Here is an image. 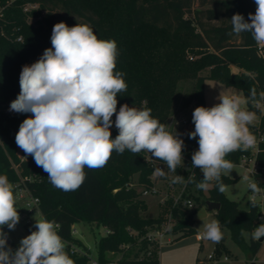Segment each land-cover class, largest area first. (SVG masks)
I'll list each match as a JSON object with an SVG mask.
<instances>
[{"label":"trees","instance_id":"trees-1","mask_svg":"<svg viewBox=\"0 0 264 264\" xmlns=\"http://www.w3.org/2000/svg\"><path fill=\"white\" fill-rule=\"evenodd\" d=\"M27 4H37L38 8L25 11ZM256 7L254 0H0V175L6 174L12 184L21 179L26 181L32 194L40 199L44 218L59 224L58 234L65 241L74 264H90L91 260L89 248L72 233L74 224L80 222L106 228V234L96 242V258L100 264L111 263L108 255L112 252L123 253L119 264H160L156 256H142V251L150 250V241L146 238L140 248L134 247L136 239L132 232L146 234L150 229L161 228L166 221L167 207L160 217L144 216L148 205L142 195L155 184L152 173L156 167L167 172L166 178L156 180H169L173 172H168L163 161L154 157L147 159L146 152L134 155L126 150L123 154L113 152L103 168H85L86 178L77 190L65 192L55 188L31 156L20 158L18 155L15 135L23 120L32 115L9 111L10 103L20 93L22 67L36 62L46 48L52 47L50 37L56 23L63 21L69 27L87 24L98 39L117 43L119 55L115 70L125 73L127 84V90L117 96V111L123 104L138 109L147 107L152 109L154 118L167 126L181 80H194L185 104L192 102L196 107H211L205 100L207 79L241 89L245 96L252 86H256L258 93L264 91V46L257 45L250 33L230 35L231 17L240 13L247 20ZM37 16L41 19L36 24L28 22L29 17ZM19 36L22 41H18ZM232 67L240 71L234 72ZM205 69L209 73L201 75ZM247 107L260 116L257 124L249 126L259 141L264 136V104L258 108ZM112 120L110 131L114 139L118 135L115 115ZM192 128L191 116L183 139L188 146L183 155L190 167L187 170L178 167L173 174L182 175L185 180L194 176L199 182L203 173L192 168V153L199 147L198 137L188 136ZM259 143L262 151L258 159L264 166V140ZM251 152L252 149L236 151L225 159L239 163L243 155ZM34 174L39 177L33 178ZM253 175L264 177V172L259 170ZM221 179L225 186L237 180L225 174ZM208 200L220 203L214 212L220 225L231 230L234 239L249 252V262L253 261L261 241L251 238L243 244V231L251 232L264 223L259 218L261 205L258 202L256 208L251 205L242 208L241 202L221 193L215 182L188 218L178 207H170L175 215H182L171 231L178 233L177 238L192 234L193 216ZM167 204L171 206L172 202ZM72 247L84 248L85 254L72 253Z\"/></svg>","mask_w":264,"mask_h":264},{"label":"clouds","instance_id":"clouds-1","mask_svg":"<svg viewBox=\"0 0 264 264\" xmlns=\"http://www.w3.org/2000/svg\"><path fill=\"white\" fill-rule=\"evenodd\" d=\"M255 13L248 19L236 13L231 17V34L250 33L259 46H264V0H254ZM52 47L46 48L31 65H24L19 76L20 93L10 103L9 111L30 113L15 135L16 145L31 156L38 167L48 174L49 182L65 192L77 190L84 182V169H99L107 165L113 152L126 150L134 155L146 152L165 163L168 172L184 166L183 139L167 130V126L152 116V109L129 107L123 104L117 111L118 94L127 90L125 73L116 71L119 55L115 40L98 39L87 24L69 27L56 23L50 37ZM219 103L211 107L198 106L192 113L194 131L190 139H197L198 149L192 153V168L199 169L203 178L187 180L182 175L170 183H194L208 191L213 182L223 193L226 186L222 174H231L232 162L225 157L233 152H246L257 145L250 125L258 119L257 108L264 104V91L256 86L247 96L240 93L217 97ZM146 104V102H144ZM118 135L112 138V117ZM154 178H166L167 172L156 167ZM251 190L250 205L258 207V197L264 193L251 175L241 178ZM14 184L7 175H0V264H74L66 251V243L58 234L59 225L47 219L35 220V231L22 238L13 249L8 243L9 230L20 221L16 208ZM207 213L201 209L199 218ZM203 238L219 243L223 232L218 220L204 224ZM252 239L264 238V223L251 233Z\"/></svg>","mask_w":264,"mask_h":264},{"label":"rangeland","instance_id":"rangeland-1","mask_svg":"<svg viewBox=\"0 0 264 264\" xmlns=\"http://www.w3.org/2000/svg\"><path fill=\"white\" fill-rule=\"evenodd\" d=\"M210 6V5H209ZM212 7V5H211ZM41 19V16L37 17H29L28 22L31 24H36L38 20ZM192 59V57H190ZM232 71L239 72L240 69L237 67H232ZM209 73V69H205L201 71V75H207ZM194 86V80L187 78L181 80L177 86L176 94L173 100V108L172 114L168 119L167 130L171 128L173 123H179L182 119H188L192 116V113L196 106L194 103L190 102L189 104H185L186 100L192 93ZM205 100L206 104L209 106H213L214 104L219 103L217 97L221 94H232V93H240L244 95L243 91L238 88L226 87L222 83L217 80L207 79L205 82ZM260 120V116L258 115V119L254 122L253 125L257 124ZM113 129V126L111 127ZM110 129V130H111ZM188 148H186L187 150ZM18 155L20 158H26L25 153L18 147ZM184 157V166L183 169L187 170L190 167V162L185 160ZM234 168L231 174H225L232 179H237L235 182L226 185V190L224 191L225 195L232 200H237L241 202V207L247 209L250 205V197L252 195L251 191L247 187V183L244 182L241 178L245 174L251 175L254 179H256L260 187L264 189V177H255L253 174L249 173L240 163H233ZM177 174L170 173L169 180H157L156 187L162 191H168L170 194H173L177 197L180 195L182 197V202L190 199L193 203V208L183 207L182 203L177 209L181 210L182 215L188 218V215L195 209L199 203L202 201L204 196L208 194V191L200 190L196 188L195 185L191 184H171L170 180L172 177ZM39 175L34 174L33 178L37 179ZM14 196L16 200V208L19 211L20 222L17 224L15 230H9L5 226V232L8 234L7 243L13 248L16 249L19 246V242L22 238L31 234V231L25 226V217L29 215L32 219V224L30 225L32 228L34 227L36 221L43 219L38 211H35L31 214H28L27 207L25 206L23 196L26 194L20 189H14ZM161 192L157 194L148 193L146 195H142L143 200L147 203L148 208L144 212V216L149 218H156L162 216L164 212V208H168V212L165 213L166 221L161 226L162 231L164 232V236L162 238H157L156 234H153L154 239L150 241V250L145 252L142 251V256L150 254L151 256L158 257L160 264H206V259L213 255L214 258L208 260L207 264H250L249 262V252L247 249L240 243H238L233 235L231 230L228 227L221 226V230L223 232V238L219 243H213L209 240L204 239L203 241H199L197 239V234H203L204 224L211 222V220H218L215 213L210 211L205 220L201 219L192 220L191 226L194 228V232L182 238H177L178 233L172 232L171 230L175 227L178 220L181 218V214L175 215L170 207L173 206L172 199L167 200V202L162 205ZM264 198V193H262L258 200ZM264 201V199H263ZM169 202H172L171 206H167ZM174 207V208H175ZM73 228L78 230L76 236H78L86 245L90 252L89 255L91 259H97V251H96V242L101 236L106 234V228L103 225H97L96 223H88V222H80L74 224ZM157 229H150L146 234H141L139 232L133 231L132 234L136 239V243L134 247L140 248L146 236L150 233L155 232ZM254 231V230H253ZM243 231V244L249 243L251 241V233L253 232ZM83 250L84 248L78 247ZM112 262L109 264H119V259L123 256L122 252L109 253L108 255ZM228 260H225V258ZM205 261V262H204ZM254 262L257 264H264V238L261 241V248L254 259Z\"/></svg>","mask_w":264,"mask_h":264},{"label":"built area","instance_id":"built-area-1","mask_svg":"<svg viewBox=\"0 0 264 264\" xmlns=\"http://www.w3.org/2000/svg\"><path fill=\"white\" fill-rule=\"evenodd\" d=\"M36 8H38L37 4H27V5H25L24 10L29 11V10L36 9ZM17 39H18V41H22V36H19ZM188 123H189V118L188 119H182V121H180L179 123H173L171 125V128H170L171 133L175 134V130H176L180 134V138L184 139V131H185V127H187ZM192 131H194V128H192L190 132H192ZM263 140H264V136L260 137L259 141H257L256 147L252 149V152L249 155H243L240 159V162H239L240 165H242L251 174H254L255 172H257L259 170L264 172V166L261 165V163L258 159L259 153L262 151V149L260 148L259 142L263 141ZM186 148H188L187 145H185L183 150H186ZM147 159H151V156L148 153H147ZM185 160L189 161L188 158H186ZM152 179L155 181V184H156V182H157L156 178L152 177ZM155 184L150 189H145L143 191V195H146L149 192L152 194H157V193L161 192V194L163 195L161 198V204L162 205H164L167 202V200L172 199L173 207L178 206V205L180 206L182 203L183 207L193 208V203L190 199L182 202L183 196L180 195L179 197L176 198L175 195L170 194L168 191H166V192L160 191L156 187ZM14 186H15L14 189H20L26 194V196H23V198L25 200L24 204L27 207L28 214H31L35 211H38L40 213V215L43 217V219H45L41 213V210H40V206H39L40 199H39V197L34 196L32 194V192L30 191L26 181L24 179H21V181L19 183L14 184ZM263 199L264 198H261V200H258V202L261 205V211H260L259 218L262 220H264V201H263ZM31 224H32V219L28 215L27 217H25V226H27L30 231H35L36 230L35 227L32 228L30 226ZM58 229H59V227H58ZM58 229H57V231H58ZM164 232H166V231H162L161 228H159V229L155 230V232L148 234L146 236V239L149 241H152L154 239L153 234H156L157 238H162L164 236ZM72 233L74 235H76L78 233V230L76 228H73ZM197 239L199 241H203L204 240L203 234L198 233ZM71 252L72 253H78L81 255L85 254V252H83V250H81L79 248H75V247H72ZM213 258H214V256L210 255L206 259V264L208 263V260L213 259ZM225 260H228V258L226 257ZM90 264H100V262L97 259H91ZM201 264H203V263H201Z\"/></svg>","mask_w":264,"mask_h":264},{"label":"water","instance_id":"water-1","mask_svg":"<svg viewBox=\"0 0 264 264\" xmlns=\"http://www.w3.org/2000/svg\"><path fill=\"white\" fill-rule=\"evenodd\" d=\"M220 208V203L218 202H214V201H206V204L201 207L193 216V220H198L199 218V213L201 211V209H203L206 213L210 212V211H217ZM263 240V238H261V241ZM250 264H257L254 261H251Z\"/></svg>","mask_w":264,"mask_h":264},{"label":"crops","instance_id":"crops-1","mask_svg":"<svg viewBox=\"0 0 264 264\" xmlns=\"http://www.w3.org/2000/svg\"><path fill=\"white\" fill-rule=\"evenodd\" d=\"M208 106H209V105H208ZM214 212H215V211H214ZM208 213H209V212H208ZM208 213H207V214H208ZM206 216H207V215H206ZM257 254H258V253H257ZM256 256H257V255H256ZM254 259H255V258H254ZM254 259H253V261H254ZM250 262H251V261H250Z\"/></svg>","mask_w":264,"mask_h":264}]
</instances>
